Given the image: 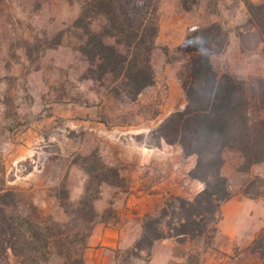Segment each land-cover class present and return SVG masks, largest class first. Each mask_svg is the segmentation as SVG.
<instances>
[{
    "label": "rangeland",
    "instance_id": "374dc122",
    "mask_svg": "<svg viewBox=\"0 0 264 264\" xmlns=\"http://www.w3.org/2000/svg\"><path fill=\"white\" fill-rule=\"evenodd\" d=\"M88 1L0 0V191H15L29 216L36 208L41 216L66 222V204L79 201L88 179L82 157L97 152L122 171L125 182L101 187L96 225H115L128 200L143 191V224L147 216H161L159 228L168 234L178 214L169 208L162 215L166 205L176 198L193 201L204 189L191 177L197 157L185 155L179 143H167L160 133L163 123L187 105L178 79L187 35L219 23L229 33V45L212 58L213 67L243 79L264 77L263 45L246 37L249 15L242 0H199L191 12L179 0H161L152 54L156 84L136 99L117 97L86 78L89 63L71 32ZM224 159L221 174L235 196L222 206L212 240L170 238L171 253L183 259L179 264H264L247 250L264 225V197L244 195L250 182L264 181V164L242 173L237 153L226 152ZM249 190L255 195L264 186L258 181ZM134 247L116 251L118 264H150L152 252L145 245L139 251ZM169 253L160 250V264ZM8 264L17 263L11 258Z\"/></svg>",
    "mask_w": 264,
    "mask_h": 264
},
{
    "label": "trees",
    "instance_id": "16d2710c",
    "mask_svg": "<svg viewBox=\"0 0 264 264\" xmlns=\"http://www.w3.org/2000/svg\"><path fill=\"white\" fill-rule=\"evenodd\" d=\"M179 1L187 12L199 4V0ZM160 2L90 0L82 6L71 32L78 36V51L89 63L87 79L100 81L117 97L131 99L156 84L152 54L159 34ZM242 2L249 15L246 37L257 38L264 55V1ZM228 45L229 33L219 23L196 28L185 39L187 57L178 79L187 105L163 123L160 133L167 143H179L185 155L197 157L191 177L201 181L204 189L193 201L176 198L166 205L162 215L169 208L178 214L176 223L167 226L168 234L159 228L161 216H147L134 251L144 250L145 245L151 255L156 241L170 238L212 240L210 233L217 231L222 206L235 196L221 174L224 154L231 151L240 156L242 173L264 164V77L219 74L212 58ZM82 162L87 183L79 201L66 204L68 212L70 207L66 222L41 216L36 208L34 216H29L15 191H0V264H8L11 258L17 264H85L84 250L98 223L95 202L101 187H120L125 179L118 167L107 165L97 152L82 157ZM258 181L264 186L257 178L244 195L264 197V192L250 194ZM247 250L264 259V225Z\"/></svg>",
    "mask_w": 264,
    "mask_h": 264
},
{
    "label": "crops",
    "instance_id": "0c3cea01",
    "mask_svg": "<svg viewBox=\"0 0 264 264\" xmlns=\"http://www.w3.org/2000/svg\"><path fill=\"white\" fill-rule=\"evenodd\" d=\"M252 1L259 3L262 0ZM140 159H143V157H140ZM143 194L144 192L142 191L139 194L142 196L138 195L128 200L124 209L119 213L120 220L115 225H96L84 250L85 264H118L116 251L119 248H129L135 245L143 231V219L146 211ZM172 243V239L156 241L152 248V260L150 264H160L159 252L166 249L170 253L164 257V263L162 264H168L170 260H175L176 264L182 263V258L173 256L171 253L173 248Z\"/></svg>",
    "mask_w": 264,
    "mask_h": 264
}]
</instances>
